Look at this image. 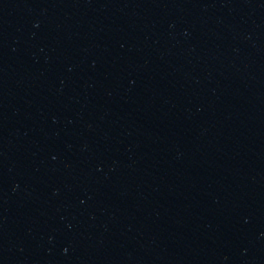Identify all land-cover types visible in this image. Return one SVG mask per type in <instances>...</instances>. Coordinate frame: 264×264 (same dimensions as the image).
I'll use <instances>...</instances> for the list:
<instances>
[{
  "label": "water",
  "instance_id": "1",
  "mask_svg": "<svg viewBox=\"0 0 264 264\" xmlns=\"http://www.w3.org/2000/svg\"><path fill=\"white\" fill-rule=\"evenodd\" d=\"M0 264H264V0H0Z\"/></svg>",
  "mask_w": 264,
  "mask_h": 264
}]
</instances>
